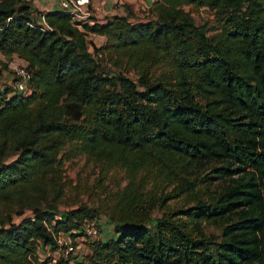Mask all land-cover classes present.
Returning a JSON list of instances; mask_svg holds the SVG:
<instances>
[{
  "label": "trees",
  "instance_id": "16d2710c",
  "mask_svg": "<svg viewBox=\"0 0 264 264\" xmlns=\"http://www.w3.org/2000/svg\"><path fill=\"white\" fill-rule=\"evenodd\" d=\"M186 5L207 9L216 32ZM147 14L79 24L0 0V73L14 57L30 73L28 95L0 90V264H44L41 246L101 213L116 236L59 264H264V0H153ZM106 52L121 71L100 68ZM76 153L126 183L107 207L80 203L57 218L62 163ZM180 195L195 202L183 217L145 224ZM206 226L220 227L218 240Z\"/></svg>",
  "mask_w": 264,
  "mask_h": 264
},
{
  "label": "rangeland",
  "instance_id": "374dc122",
  "mask_svg": "<svg viewBox=\"0 0 264 264\" xmlns=\"http://www.w3.org/2000/svg\"><path fill=\"white\" fill-rule=\"evenodd\" d=\"M185 9L190 11L197 25L207 26V34L212 35L216 32V25L213 22V15L208 12L207 9L202 8L195 10L194 7L186 5ZM148 8L144 10L139 7L138 15L135 16L134 20H145L148 19L149 14H147ZM40 15L36 16L35 21H39ZM91 40V39H89ZM93 42V40H91ZM99 44V42L95 41ZM123 59H118L113 53H105L102 56H96V61L100 64V68L105 71L112 73H117L123 69L124 65L119 62ZM118 63H115V62ZM13 63V62H12ZM14 65H20L19 61L14 60L12 65H9V70L1 71L0 73V90L9 87V94H13V82L16 78V73L13 69ZM163 68H158V74L162 72ZM129 77L137 80V75L134 71L127 73ZM61 164V163H60ZM63 165V197L59 204L56 217H62L68 209L76 207L80 203H87L94 206H108L111 196L113 193L119 191L126 183L123 179V173L119 168L108 169L102 166L98 161L93 158H89L84 154L76 153L70 159H65L62 163ZM160 189L167 192L171 189V186L166 182H160ZM39 201H33V204H40ZM195 202L189 201L184 195H180L176 198L166 201L162 206L156 207L151 213L150 219L145 223L147 226H153L156 220L163 215L172 217H183L180 214L181 210L187 209L193 206ZM16 208V206H15ZM31 208L26 207L24 209V214H30ZM13 222H18L21 217L20 215H13ZM97 224L99 228V235L97 237H89L83 234H79L75 238H70L76 246V250L73 253L74 257L83 256L88 252V241L102 240V236L105 235L104 240L116 236L115 226L109 220L106 214L101 213L97 219ZM205 231L207 234H213L216 239H219L221 229L216 226H206ZM107 235V236H106ZM66 240L69 236H63ZM58 250L54 249H39L40 262L47 253L54 254L59 259L63 257L62 253L57 254ZM68 256V255H67ZM66 256V257H67Z\"/></svg>",
  "mask_w": 264,
  "mask_h": 264
},
{
  "label": "built area",
  "instance_id": "2783aa9c",
  "mask_svg": "<svg viewBox=\"0 0 264 264\" xmlns=\"http://www.w3.org/2000/svg\"><path fill=\"white\" fill-rule=\"evenodd\" d=\"M60 9L69 13L72 16V21L74 23H84L89 21L92 16L90 10V0H60ZM80 26V25H78ZM17 79L13 82V93L28 95L30 93V88L28 87V81L30 78V73L24 64L14 65L13 67ZM85 236L97 237L99 235V228L96 221L86 222L79 231ZM63 236H69L66 240ZM70 233L61 232L56 237L57 245L56 247L47 246L49 250H58L57 254L66 257L69 254H73L76 250L75 244L70 239ZM44 264H59V258L54 254L47 253L46 257L41 260Z\"/></svg>",
  "mask_w": 264,
  "mask_h": 264
},
{
  "label": "crops",
  "instance_id": "0c3cea01",
  "mask_svg": "<svg viewBox=\"0 0 264 264\" xmlns=\"http://www.w3.org/2000/svg\"><path fill=\"white\" fill-rule=\"evenodd\" d=\"M30 1L33 6L36 8L37 11L42 13H48L51 11L60 10V0H28ZM153 0H90V10L92 16H94L98 21L104 20L107 16H111L114 14L119 15H125L128 14V11L132 12L134 16L138 15L139 7L141 9L150 8L151 3ZM148 13V12H147ZM134 19V17L132 18ZM40 22H44V17L42 14H40L39 17ZM89 39L93 40L95 45L99 46L105 42V37L101 35L91 34L89 36ZM95 41L99 42L96 43ZM19 61V64H25V62L18 58L14 57L12 59V62L14 63V60ZM10 63L12 65L13 63ZM107 236V235H106ZM105 238V235L102 236V239ZM40 248H44V246H41ZM39 248V249H40ZM47 249L48 247L45 246Z\"/></svg>",
  "mask_w": 264,
  "mask_h": 264
}]
</instances>
